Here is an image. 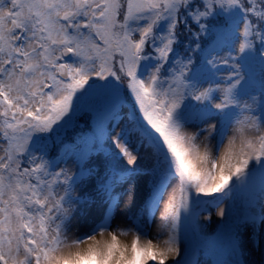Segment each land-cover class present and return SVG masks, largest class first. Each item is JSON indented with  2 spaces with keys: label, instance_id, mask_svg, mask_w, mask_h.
Segmentation results:
<instances>
[{
  "label": "snow or ice",
  "instance_id": "6c2138e0",
  "mask_svg": "<svg viewBox=\"0 0 264 264\" xmlns=\"http://www.w3.org/2000/svg\"><path fill=\"white\" fill-rule=\"evenodd\" d=\"M257 253L264 0H0V264Z\"/></svg>",
  "mask_w": 264,
  "mask_h": 264
},
{
  "label": "rangeland",
  "instance_id": "374dc122",
  "mask_svg": "<svg viewBox=\"0 0 264 264\" xmlns=\"http://www.w3.org/2000/svg\"><path fill=\"white\" fill-rule=\"evenodd\" d=\"M165 198L167 199V196ZM208 210L212 213V219L207 223L209 229L212 230L216 228L219 221V217L216 216L215 209L209 208ZM158 217H159V213H157V220ZM151 232L153 235L155 234V226L152 227ZM250 259L252 260L253 264H264V256H261L258 253L251 255ZM200 260H201V264H212L208 256L201 255Z\"/></svg>",
  "mask_w": 264,
  "mask_h": 264
},
{
  "label": "trees",
  "instance_id": "16d2710c",
  "mask_svg": "<svg viewBox=\"0 0 264 264\" xmlns=\"http://www.w3.org/2000/svg\"><path fill=\"white\" fill-rule=\"evenodd\" d=\"M208 257H209V258L211 257V259H212V260H214V259H215V257H214V256H208Z\"/></svg>",
  "mask_w": 264,
  "mask_h": 264
}]
</instances>
